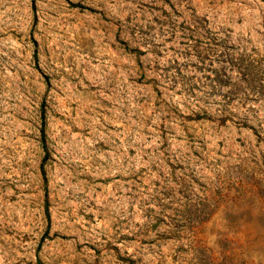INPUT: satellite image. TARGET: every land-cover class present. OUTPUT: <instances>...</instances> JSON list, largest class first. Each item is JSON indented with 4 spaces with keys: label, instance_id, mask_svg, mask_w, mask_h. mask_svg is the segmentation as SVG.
<instances>
[{
    "label": "rangeland",
    "instance_id": "obj_1",
    "mask_svg": "<svg viewBox=\"0 0 264 264\" xmlns=\"http://www.w3.org/2000/svg\"><path fill=\"white\" fill-rule=\"evenodd\" d=\"M0 264H264V0H0Z\"/></svg>",
    "mask_w": 264,
    "mask_h": 264
}]
</instances>
